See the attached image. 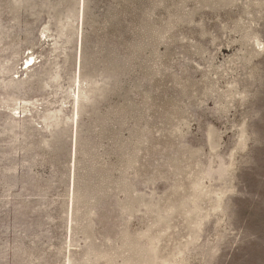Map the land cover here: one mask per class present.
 I'll use <instances>...</instances> for the list:
<instances>
[{"label": "rangeland", "instance_id": "obj_1", "mask_svg": "<svg viewBox=\"0 0 264 264\" xmlns=\"http://www.w3.org/2000/svg\"><path fill=\"white\" fill-rule=\"evenodd\" d=\"M0 264H264V0H0Z\"/></svg>", "mask_w": 264, "mask_h": 264}, {"label": "bare ground", "instance_id": "obj_2", "mask_svg": "<svg viewBox=\"0 0 264 264\" xmlns=\"http://www.w3.org/2000/svg\"><path fill=\"white\" fill-rule=\"evenodd\" d=\"M26 61H28V60L26 59ZM31 65H32V64H31ZM31 65L27 64V67H26V68L30 67Z\"/></svg>", "mask_w": 264, "mask_h": 264}]
</instances>
